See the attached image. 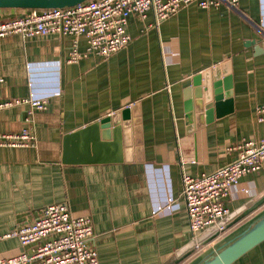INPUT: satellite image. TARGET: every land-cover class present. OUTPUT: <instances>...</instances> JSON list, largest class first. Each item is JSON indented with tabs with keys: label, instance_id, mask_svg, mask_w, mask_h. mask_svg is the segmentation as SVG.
Returning <instances> with one entry per match:
<instances>
[{
	"label": "crops",
	"instance_id": "0c3cea01",
	"mask_svg": "<svg viewBox=\"0 0 264 264\" xmlns=\"http://www.w3.org/2000/svg\"><path fill=\"white\" fill-rule=\"evenodd\" d=\"M29 12L0 9V22ZM154 23L153 12L145 20L130 16L127 47L77 63L68 62L72 37L0 39V105L31 93L48 101L35 115V147L0 148V260L31 254L36 244L22 247L8 234L56 204L92 219L99 264H164L173 257L172 264H197L264 216L263 167L231 189L227 226L196 249L182 194L183 174H211L236 160L245 142L264 141L257 115L264 105V0H240L236 9L193 3ZM77 42L84 55L86 38ZM224 65L232 103L224 98L221 116L214 110V120L196 129L186 120L187 91L194 77ZM135 106L143 162L135 150L130 163L124 153L117 161L112 149L86 155L83 138L72 159L95 162H64L65 137L126 109L133 119ZM27 110L0 109V134L20 133Z\"/></svg>",
	"mask_w": 264,
	"mask_h": 264
},
{
	"label": "built area",
	"instance_id": "2783aa9c",
	"mask_svg": "<svg viewBox=\"0 0 264 264\" xmlns=\"http://www.w3.org/2000/svg\"><path fill=\"white\" fill-rule=\"evenodd\" d=\"M240 0H89L70 8L30 10L28 14L0 24V39L11 35L23 38L49 35L74 38L69 63H77L81 57L95 54L109 58L127 47L132 38L127 33L130 16L145 20L153 12L155 23L175 15L181 9L197 3L202 9H231L239 6ZM79 37L87 40L84 55L78 52ZM4 82L0 79V84ZM27 105L24 123L26 127L17 134H0L2 147H35V115L47 109L46 99H37L33 93L27 99L14 100L0 105L2 108ZM258 121L264 122V105L257 110ZM236 160L217 171L199 178L182 175L183 198L186 202L193 235L198 236L218 221L226 219L230 212L225 201L231 189L247 174L264 167V141L245 142L239 148ZM169 199L167 209L171 210ZM163 207L158 210L162 211ZM220 228L218 233L224 231ZM8 237L19 239L22 247L36 244L31 254L21 253L0 260V264H99L95 249V231L92 219L74 216L67 205L56 204L44 208L33 222L14 229ZM199 246L196 247V249Z\"/></svg>",
	"mask_w": 264,
	"mask_h": 264
},
{
	"label": "water",
	"instance_id": "95a60500",
	"mask_svg": "<svg viewBox=\"0 0 264 264\" xmlns=\"http://www.w3.org/2000/svg\"><path fill=\"white\" fill-rule=\"evenodd\" d=\"M86 1L89 0H0V9H63L77 6ZM7 22L9 20L2 21L0 24ZM227 67L228 65L214 68L193 78L192 88L187 91L186 120L191 125L195 122L196 129H200L214 120V110L217 117L221 116L220 112L224 106V98H226V103L231 105L232 95L229 91L231 90L232 79L226 75V72H229ZM222 71L224 76L221 74ZM130 112L129 109H126L123 112L114 113L112 116L105 117L97 123L65 137L64 162H77L72 158L75 145L82 138L85 140L83 148L87 152L86 155L90 150H93V153L96 154L97 151L112 149L113 154L119 157L116 159L117 161H123L122 153H124L125 161L130 163L134 161L133 154L135 150L136 161L143 162L140 107L135 106L133 108V119ZM132 126L134 129H132ZM193 131L194 127L191 132ZM133 132L135 143H133ZM91 162H95V160L85 158L77 163ZM228 222L229 218L218 221L212 228L198 235L192 242L193 248H196L209 237L218 234L219 229L226 227ZM262 243H264V216L226 242L216 253L210 254L197 264H234ZM175 261L176 257H173L164 264H172Z\"/></svg>",
	"mask_w": 264,
	"mask_h": 264
},
{
	"label": "rangeland",
	"instance_id": "374dc122",
	"mask_svg": "<svg viewBox=\"0 0 264 264\" xmlns=\"http://www.w3.org/2000/svg\"><path fill=\"white\" fill-rule=\"evenodd\" d=\"M247 255L242 257L234 264H264V244Z\"/></svg>",
	"mask_w": 264,
	"mask_h": 264
},
{
	"label": "trees",
	"instance_id": "16d2710c",
	"mask_svg": "<svg viewBox=\"0 0 264 264\" xmlns=\"http://www.w3.org/2000/svg\"><path fill=\"white\" fill-rule=\"evenodd\" d=\"M263 244H264V243H262L261 245H263ZM261 245H260V246H261ZM260 246H258V247H260ZM258 247H256L254 250H256ZM254 250H253V251H254Z\"/></svg>",
	"mask_w": 264,
	"mask_h": 264
}]
</instances>
